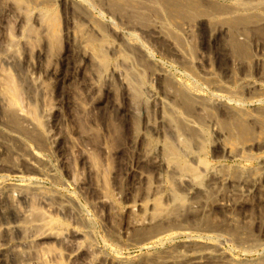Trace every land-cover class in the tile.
Returning a JSON list of instances; mask_svg holds the SVG:
<instances>
[{"label": "bare ground", "instance_id": "1", "mask_svg": "<svg viewBox=\"0 0 264 264\" xmlns=\"http://www.w3.org/2000/svg\"><path fill=\"white\" fill-rule=\"evenodd\" d=\"M14 2L18 6L21 2L22 9L32 12L43 32L50 28L55 32V25L58 28L59 23L54 22L49 12H53L56 5L60 6L66 29L65 52L60 61L66 71L72 55L84 70L87 64H94L97 55L91 51L98 48L97 53L104 54L106 37L111 38L103 52L106 49L113 62L103 74L108 82L117 85L116 91L119 90V101L111 98L118 102L114 107L113 126L125 141L130 136V148L137 152L123 171L127 190L122 211L129 219L125 233L131 234L128 238L133 240L131 242H140L146 247H152L155 242L161 244L175 235L185 237L157 251L150 248L154 252L137 264H264V216H260V209L255 211L260 213L255 221L257 228L249 227L248 222L254 209L264 206V0ZM24 10L23 18H19L21 29L29 28L28 20H31V12L28 10L30 14L26 17ZM53 33H48V38H53ZM38 38L41 37L38 35ZM9 44L11 46L12 42ZM10 46L0 48V61L12 62L13 66L16 51L10 53ZM214 46L220 50L213 51ZM198 47L203 48L202 53L197 51ZM153 51L164 57L169 66L156 60ZM105 57L101 55L100 59L104 68L107 65ZM101 63L98 65L103 68ZM13 68H16L18 79L19 70L17 66ZM95 70L99 73L98 68ZM91 71L86 76L89 93L93 88L100 91L103 85L97 82V72L95 79ZM65 73L59 68L49 70L57 88L66 86L74 78ZM8 76V89L12 93L7 92L18 103L25 90L21 91V81L14 82ZM143 94L147 95L145 106ZM13 100H8L9 106V101ZM12 104V110H5L6 128L2 125L3 132L6 131L0 139L4 149L13 153L14 147L18 148L15 140L20 141L18 135L45 149V136L37 126L40 114L32 116L33 110H29L33 124L29 117L20 118V112H15L17 104ZM101 106L102 102L98 107ZM6 135L9 138L5 139ZM207 146H210L213 160L240 159L246 163L234 166L206 163L202 154ZM144 157L149 160L146 168L140 162ZM25 163L24 166H28V162ZM108 163L101 167L106 186L108 169H111ZM29 180L30 183L35 181L34 177ZM137 185H144L140 194ZM28 190L26 185L20 187L25 195L29 194ZM39 194L47 201H57L54 195ZM58 200V206L63 208L65 204ZM99 201L111 203L115 211L118 209L108 193L101 194ZM62 232L55 237L59 242L66 234ZM225 241L237 244L244 252L258 247L261 250L256 258L238 260L229 253L231 249L228 252L222 248ZM104 261L105 264H129L120 256ZM95 263L86 261L83 264Z\"/></svg>", "mask_w": 264, "mask_h": 264}, {"label": "rangeland", "instance_id": "2", "mask_svg": "<svg viewBox=\"0 0 264 264\" xmlns=\"http://www.w3.org/2000/svg\"><path fill=\"white\" fill-rule=\"evenodd\" d=\"M20 3L18 6L14 0H0V48H4L5 45L10 46L11 41L10 53L16 51L15 65L12 66V62L3 63L0 61V139L1 135L4 137V132H6H3L7 126L5 110H9V108L12 110L14 107H11V104L14 102L17 104L16 106L13 103L16 106L15 112L17 114L20 112L18 115L20 118L22 116V119H27V117L32 119L31 109L34 113H32V116L35 115L36 117L37 115L38 117L40 114L38 117L40 123H37V126L45 136L47 144L44 146L45 149H41L40 146L36 147L29 138L18 135L17 138L20 141L16 139L15 143L20 151L14 147L15 150L12 148L13 153H10L4 149L5 146L1 144L0 140V264H83L86 261H94L95 264L102 261V264H105L104 259L114 256L123 257L127 262L129 261V264H137L144 261V258L152 253L151 251H157L168 245H175L172 243L182 241L185 237L175 235L164 240L163 244L161 243L162 245L160 242H155L152 247H146L140 242H137V244L131 242L133 240L128 239L131 234L128 236V233H125V229L127 230L125 225L128 224L129 219L122 211L125 202L124 195L127 190L123 181V171L124 167L131 162L132 159L130 158H134L137 152L130 148V136L129 138L126 136L127 140L125 141L126 138L119 134L120 131L116 134L117 132L113 126L114 117L116 116L114 107L118 103L114 101L116 99V101H119V95H117L119 90L116 91L118 87L113 81L108 82L104 77L105 69L111 67L113 61L106 49L103 52L106 48L105 45L109 44L111 38L109 40V37H106L107 44L102 49L104 54L97 53L98 48L91 51L99 59H95L97 56L93 57V63L96 60L100 64L102 62V60L100 61L102 59L101 55L106 56L107 65L104 64L106 68L102 63L103 68L95 62L98 66L95 63V67L92 63L87 64L84 70L78 65L77 57L72 55L69 56L70 58L68 57L67 66L69 67L66 68V71L61 64L66 46V29L65 18H63L64 16L60 11V6L56 5L55 10L49 12V16L52 14L54 22L59 23L58 28L55 22V29L52 28L55 32L51 28L48 32H43L40 25L38 26L39 21L34 18L32 12L28 9L31 12L30 14L28 10L22 9L23 6ZM23 10L27 14L26 17L30 14L31 20H28V26L32 31L28 27L24 28L22 26L23 28H20L19 18H23ZM56 31L59 33H56ZM51 32H54L53 38H48V33L52 34ZM55 33L56 36L54 37ZM30 35L34 36L30 37ZM38 35L41 38H38ZM215 47L213 51L218 49ZM200 50L203 51V48L198 47L197 51L202 53ZM153 55L156 60L164 61L169 66L164 57L159 56L155 51H153ZM14 66H17L19 70L17 72L20 76L18 79ZM58 68L64 70L67 76L74 77L69 84L59 86V88L55 84V78L49 75L50 69L57 70ZM78 68L81 69V72ZM95 68H98V70L101 68L99 70L100 74ZM89 71L94 73V77L97 72L96 77L98 79L96 77L95 79L100 85L103 83L100 91H98L100 85L97 83L96 86L98 87L95 86V88L98 89L93 88L89 93L88 84L86 85V76ZM175 73L178 74L177 70ZM7 76L11 80L13 79L12 81H21V86H23L21 91L25 90L21 92V99L18 103L12 99L13 97L10 98L13 95H9L12 92L8 89ZM145 83H147V80ZM108 88H114L116 92L112 89L109 92ZM5 91L9 93L7 92L8 94L5 95ZM106 94L107 98L105 97ZM142 97L143 102L146 101L147 95L143 94ZM97 98L101 101H96ZM8 100H13L12 102L9 101L10 106ZM101 102L102 106L98 107ZM104 102H106V105H103ZM111 102L114 105H111ZM145 103H143V106H145ZM111 119L112 121H110ZM2 125L5 127L3 128ZM7 138L9 137L6 135L5 139ZM25 152L28 153L27 156L23 155ZM202 156L205 162L209 164L220 163L226 166H234L246 163L243 160L240 161V159L231 161L228 159L213 160L210 146L206 147ZM147 158L144 157L140 161L142 165L144 164L143 168H146L147 163H149ZM92 159L95 161H92ZM24 160L28 162L29 167L24 166L27 165ZM144 162H147L146 165ZM107 163L111 169H108L110 175H108L109 181L106 186L102 169ZM101 167L103 168L101 169ZM30 177H34L35 181L33 183H30V180L28 181ZM20 185L28 186L29 194H23L20 191ZM33 186L39 192L54 195L57 203L54 200L47 201L42 198ZM137 186L139 187V185ZM141 187H139L141 192L139 188L137 190L139 194L142 193ZM107 193L118 205L116 211L111 203H101L99 201V196ZM58 199H60L62 205L65 204L64 207L62 206L63 208L60 205L58 206ZM263 207L260 206L254 209L251 220H248L249 227L257 228L255 221L259 218L260 213H262L260 216H264ZM258 209H260V213L255 212L259 211ZM135 213L138 214L139 212L135 211ZM237 217L240 218L239 215ZM62 231L66 234L63 237L64 240L59 242L55 237L57 233L63 234ZM233 244L231 241H225L222 248L228 252L231 249L229 253L233 254L238 260L256 258L261 250L258 247L253 249L255 252L248 249L249 252L246 250L245 253L244 249L237 244ZM236 246L238 247L236 248Z\"/></svg>", "mask_w": 264, "mask_h": 264}]
</instances>
